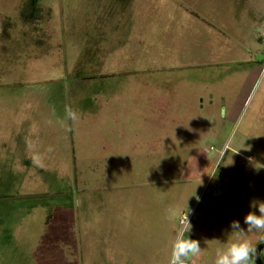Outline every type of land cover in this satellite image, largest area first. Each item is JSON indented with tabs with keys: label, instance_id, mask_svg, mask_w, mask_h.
<instances>
[{
	"label": "rangeland",
	"instance_id": "374dc122",
	"mask_svg": "<svg viewBox=\"0 0 264 264\" xmlns=\"http://www.w3.org/2000/svg\"><path fill=\"white\" fill-rule=\"evenodd\" d=\"M28 1L0 0V264H168L186 212L214 264L264 202V0Z\"/></svg>",
	"mask_w": 264,
	"mask_h": 264
},
{
	"label": "clouds",
	"instance_id": "9594fccd",
	"mask_svg": "<svg viewBox=\"0 0 264 264\" xmlns=\"http://www.w3.org/2000/svg\"><path fill=\"white\" fill-rule=\"evenodd\" d=\"M68 116L69 119L75 118L71 111ZM250 208H258L259 214L254 211L245 214L243 219L247 226L246 230L241 227L239 221L230 222L231 231L228 233L230 238L223 247L216 249L214 264H252L256 246L247 238V234L254 230L264 231V202L252 201ZM181 224L182 227L175 232L171 241V255L168 264H186L189 259L201 254L199 241L186 235L190 233L192 227L187 212L183 215ZM261 239L264 240V236Z\"/></svg>",
	"mask_w": 264,
	"mask_h": 264
},
{
	"label": "water",
	"instance_id": "95a60500",
	"mask_svg": "<svg viewBox=\"0 0 264 264\" xmlns=\"http://www.w3.org/2000/svg\"><path fill=\"white\" fill-rule=\"evenodd\" d=\"M262 57H263V55L261 53H258L255 58L257 60H260V59H262ZM263 247H264V242H260V243L256 244V254L254 256V260H255L256 264H262L260 251Z\"/></svg>",
	"mask_w": 264,
	"mask_h": 264
},
{
	"label": "trees",
	"instance_id": "16d2710c",
	"mask_svg": "<svg viewBox=\"0 0 264 264\" xmlns=\"http://www.w3.org/2000/svg\"><path fill=\"white\" fill-rule=\"evenodd\" d=\"M39 0H29L27 4H29V7L31 8L32 11L36 12L37 11V7H36V3H38ZM262 258V257H261ZM264 264V262H263Z\"/></svg>",
	"mask_w": 264,
	"mask_h": 264
},
{
	"label": "flooded vegetation",
	"instance_id": "af4514ba",
	"mask_svg": "<svg viewBox=\"0 0 264 264\" xmlns=\"http://www.w3.org/2000/svg\"><path fill=\"white\" fill-rule=\"evenodd\" d=\"M262 250V249H261ZM260 254H261V251H260ZM254 258V257H253Z\"/></svg>",
	"mask_w": 264,
	"mask_h": 264
},
{
	"label": "built area",
	"instance_id": "2783aa9c",
	"mask_svg": "<svg viewBox=\"0 0 264 264\" xmlns=\"http://www.w3.org/2000/svg\"><path fill=\"white\" fill-rule=\"evenodd\" d=\"M187 264V263H186Z\"/></svg>",
	"mask_w": 264,
	"mask_h": 264
}]
</instances>
